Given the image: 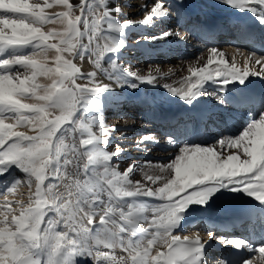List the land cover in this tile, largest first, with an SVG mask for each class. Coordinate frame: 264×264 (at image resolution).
Listing matches in <instances>:
<instances>
[{"label": "snow or ice", "instance_id": "6c2138e0", "mask_svg": "<svg viewBox=\"0 0 264 264\" xmlns=\"http://www.w3.org/2000/svg\"><path fill=\"white\" fill-rule=\"evenodd\" d=\"M112 4L0 0V264H209L212 234L204 241L199 234L181 238L172 233L182 228L190 206L208 208L229 195L257 202L247 216L258 224L252 234L218 237L237 255L217 264H264V95L245 91L250 76L264 77V56L250 53L239 67L235 56L229 64L222 51L212 48L204 67L189 69L185 87L163 85L188 105L211 95L229 119L232 111L243 112L237 131L197 137L199 143L191 138L176 143L169 135L168 144L178 152L158 166L157 174L135 163L120 171L115 158L124 149L106 150L116 130L104 117L113 102L110 94L116 87L155 85L167 74L141 75L111 57L109 71L102 60L128 47L122 35L126 29L179 19L187 7L184 0H149L139 5L142 20L121 23L117 17L122 9ZM216 4L235 14L251 13L264 27V0ZM53 5L64 10L46 12ZM53 19H59L62 30L44 31ZM176 35L169 28L153 36L142 34L135 43ZM86 58L95 70L82 71L74 62ZM250 62L259 71L250 70ZM100 76L109 83H101ZM41 77L50 82H38ZM206 82L215 91L209 93ZM233 84L240 90L232 92ZM148 142H156L154 134L143 135L138 147ZM137 169L142 180L132 179ZM16 172L25 177L26 202L8 199L21 183ZM245 252L258 257L246 258Z\"/></svg>", "mask_w": 264, "mask_h": 264}, {"label": "bare ground", "instance_id": "6f19581e", "mask_svg": "<svg viewBox=\"0 0 264 264\" xmlns=\"http://www.w3.org/2000/svg\"><path fill=\"white\" fill-rule=\"evenodd\" d=\"M119 1H121L123 7L130 2L129 0L127 1L128 3H126V0H115V4H112V0H109V3L112 4V6H119ZM132 1V5L127 8V13L122 12V14L117 17L118 21L126 19L122 22L124 23L129 20L139 21L143 19L144 15L140 16L142 11L139 5L149 2V0ZM213 2V0H184L187 8L179 19L171 18L164 22H158L153 27L149 26L146 30L145 34L148 36L157 35L162 31H167L169 28L174 30L175 33H178L176 36L167 37L162 40H157L154 43L147 44V47L151 50H161L170 55L175 53L187 54L189 52H191L189 53V55H191L193 53L190 58L183 60L177 70H173L167 74L166 78L158 79L155 85L145 83L136 90L127 87H116L115 91L110 94L112 97H121L120 102L124 101L126 104H130L131 107H135L138 112L143 113L141 115L139 114L140 116L136 113V115L121 122L118 120L112 122L113 125L119 127L117 131L119 137L127 136L125 142L127 145V147H125V155L128 152L134 151L136 148H150L149 150H144L147 151L146 153L136 152L133 154L135 158L132 161L137 165L140 163L147 164L150 162V159L154 160L168 155L172 157L178 152L177 147L168 144L169 135H172L176 143L188 140L189 138L199 143L200 140L197 139V137L208 138L213 134H227L237 131L240 128L241 121L245 118L243 112L240 111H232L231 118H227L228 113L225 108L211 95H202L193 102V105H188L179 97L171 96L163 87L165 84L171 85L174 88L185 87L186 78L191 76L189 69L192 67H204L207 64V58L212 48H217L219 51H222L224 53V59L229 64H231L232 58L235 56L239 67H243L244 58L250 53H254L256 57L264 56V27L258 24L257 19L254 18L251 13L235 14L233 10L226 7L214 8L212 6ZM52 21L54 24L51 23L48 30H62L63 25L60 23L59 19H54ZM241 28L251 32V36L245 35L244 32L240 30ZM122 35L126 39V34L124 33ZM223 35L226 36L224 37ZM221 40L228 42L224 44L227 47L218 45V41ZM102 43L110 42L102 41ZM126 43L128 44L126 48L132 45V43L127 40ZM124 49L121 51L123 52ZM120 53L116 55L105 54L102 64L108 68L109 71H112L109 60L111 57L116 59L117 63L125 70L136 71L145 76L148 75L144 74V71L134 70L129 65L122 63L119 57ZM74 62L77 63V66L80 67L82 71L90 72L95 70L94 65L87 58L83 62ZM210 67H215V64ZM153 68H151V71H153ZM249 69L252 71H259V66L255 65L254 62H250ZM150 73L152 75H159L152 72ZM99 81L101 83H109L105 76H100ZM82 82L85 81H80V83ZM193 82L195 81L193 80ZM247 84L248 87L245 91L256 95H262L260 92L264 90V77L250 76ZM204 87L211 93L215 91L216 86L211 84V82H206ZM229 88L232 92L240 90V87L235 84L230 85ZM134 126H137V130L140 132V137L137 139H131L129 136L130 129ZM148 130H165L167 133L166 136L160 135L157 137L156 142H152V144H141L138 147V141L141 140V137L145 135ZM15 174L16 173H14V175ZM23 189L26 188L23 186ZM150 202L157 203L159 201L152 200ZM256 203L257 202H254L251 198H234L229 195L216 200V202L208 208L192 205L190 206L192 211L189 212L185 220L182 221V228L178 231L174 230L172 234L180 235L181 238L185 235L194 237L196 234H199L204 241H208L209 235L212 234L215 238L211 239L207 244V258L209 264H217L219 260L224 259L229 254L237 255V252L231 246L221 244L217 238L221 236L252 234L253 225L254 223L258 224V220L254 221L249 218L247 213L255 211ZM221 214L227 215L228 217L222 219L220 217ZM230 214L235 216L246 215L248 217L245 219L247 220V225L245 226V220H243L241 228L226 229L225 223L238 220L235 216L232 217ZM193 225H195V227L190 228V226ZM248 225L249 227H247ZM141 226L147 227L146 224H142ZM255 232L259 233L258 227L255 228ZM254 238H258V236ZM227 247L229 250L226 249ZM244 255L246 258L250 259L258 257V253L249 255L245 252Z\"/></svg>", "mask_w": 264, "mask_h": 264}, {"label": "rangeland", "instance_id": "374dc122", "mask_svg": "<svg viewBox=\"0 0 264 264\" xmlns=\"http://www.w3.org/2000/svg\"><path fill=\"white\" fill-rule=\"evenodd\" d=\"M127 1L128 0H126V3H128ZM129 1H130L129 4H127L125 7H123V5H121V1H119L120 2L119 7L122 9L123 13H127V8H129V6L132 5L131 3L133 1L132 0H129ZM213 1L214 2L212 4V6L214 8L215 7L221 8L222 7V6H219L216 4V0H213ZM29 2L33 3V2H35V0H31V1L29 0ZM51 2H52V0H49V3H51ZM70 2L73 4L79 3L78 0H70ZM123 8H124V10H123ZM62 10H64V9H62L56 5H53L51 8L46 9V12H48L49 14H54V13H57V12L62 11ZM141 15H144V13L141 12L140 16ZM125 20L126 19H124L122 21L119 20V22L122 23ZM51 23L54 24V22L52 20L50 21V23L49 22L46 23L43 27V30L47 31L48 28L51 26ZM148 27L149 26H142V27H136L134 29H126L125 30L126 40L128 42L132 43V45H129V48H125L123 52L121 51L122 53H120L119 57H120L122 63L129 65L134 70L144 71V74H146V75L149 74L150 72L156 73L159 75L160 74H169L173 70H177L178 67L180 66V64H182L183 60L190 58L191 55L193 54L192 53L191 55H189V53H191V52H189L187 54L175 53V54L170 55V54H166L164 51H161V50H151L150 48L147 47V44H136L135 43L136 40L140 39L141 35L146 33V30L148 29ZM60 30L61 29H59V31ZM223 36L225 37L226 35H223ZM226 43H228V42H226L224 40L218 41V45L221 47H225L226 45H224V44H226ZM145 46H146V48H145ZM52 55H53V52L50 51L49 52L50 62H51ZM151 68H153V71H151ZM38 82L49 83L50 81H47L41 77V78H39ZM77 82L80 83L79 80ZM120 101H121V97H113V102L109 106H107L105 109V112H104L105 122L109 126L113 125L112 122L114 120H118L121 122L125 119H128L129 117H132L133 115H136V113H137V115L143 114L142 112H138L135 107H131L130 104H126L124 101H122V102H120ZM129 111H131V112H129ZM135 111H137V112H135ZM110 114H112V115H110ZM115 127H116V130L110 134V141H109V144L106 146V150L114 151L117 146L124 149L123 153L119 157L115 158L116 160L119 161V170L123 171L129 164L133 163L132 160L135 158V155H133V154H135L136 152H145L146 153L147 151H144V150L142 151L141 149L136 148V149H134V151L128 152L125 155V152H126L125 147H127L125 142H126L127 136L126 137H124V136L119 137L118 133H117L119 127H117V125H115ZM19 130L26 131V132H28V134H32L29 129H19ZM166 133L167 132L165 130H162V131L161 130L160 131L148 130L147 133H145V135L154 134L155 137L157 138L160 135L166 136ZM129 136L131 139H135V138L137 139L138 137H140V132L137 130V126H134L133 128L130 129ZM149 143L152 144V142H148V144ZM142 145H144V144H142ZM149 149L150 148H147L146 150H149ZM170 157L171 156L168 155L166 157H162V158H158V159H154V160L150 159L149 163H147V164L146 163L145 164L140 163L139 165L143 166L144 171L148 172L149 174H157L158 173V166L161 164L169 163ZM15 175L21 179V183L16 187V189L14 190V192L12 194H8V199L20 200V201L26 202L28 199L29 189H28L26 182H24L25 177L22 173H19V172H16ZM142 177H143V172L141 170H137L136 173L133 175L132 179L133 180H142ZM23 186L26 189H23ZM33 190H34V185H33ZM3 199H4V193H3L2 187H0V202H2ZM12 207L18 208V205L13 204ZM0 210H3V209H0ZM194 227H195V225L190 226V228H194ZM243 227H245V226H243ZM247 227H249V225ZM117 254H120L119 250H117Z\"/></svg>", "mask_w": 264, "mask_h": 264}]
</instances>
